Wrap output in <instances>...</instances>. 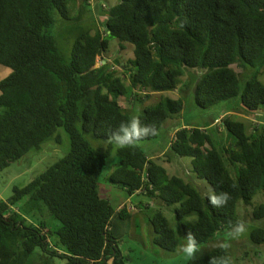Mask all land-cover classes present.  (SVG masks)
I'll list each match as a JSON object with an SVG mask.
<instances>
[{
	"label": "trees",
	"instance_id": "16d2710c",
	"mask_svg": "<svg viewBox=\"0 0 264 264\" xmlns=\"http://www.w3.org/2000/svg\"><path fill=\"white\" fill-rule=\"evenodd\" d=\"M74 1L0 0V66L12 70L0 81V172L40 150L60 128L71 141L65 158L27 186L15 187L8 201L0 200V264H30L37 250L66 264H126L112 231L115 210L99 192L103 170L117 148L107 137L135 116L121 98L146 104L157 93L179 90L182 78L196 71L200 76L193 96L202 109L228 104L224 114L233 110L254 117L264 112L259 79L264 69V0H119L105 7L106 32L82 30L67 59L52 29L57 13L72 20ZM81 19L76 16L75 21ZM111 38L120 42L121 50L134 48L133 60L124 64L121 57L116 59L119 70L105 59ZM235 65L247 72L245 80ZM184 101L163 96L141 110L137 117L142 124L155 125L158 134L116 149L120 163L111 182L131 197L138 193L168 207L179 205L176 214L184 235L192 232L203 245L241 221L240 204L250 206L259 193L264 196V126L250 133L244 121L225 118L224 134L234 138L229 146H219L223 140L218 143L206 126L177 130L171 151L190 158L195 175L213 190L231 196L226 206L214 208L192 183L171 176L140 146L157 139L164 124L182 114ZM88 135L108 147L93 145ZM44 208L59 221L57 230L45 222L28 225L20 213ZM127 212L124 208L118 215L126 219ZM254 218L264 219V204ZM153 226L159 246L177 251L180 239L161 211ZM251 241L263 246L264 228L254 230ZM222 255L230 253L216 248L188 264H209L211 257Z\"/></svg>",
	"mask_w": 264,
	"mask_h": 264
},
{
	"label": "rangeland",
	"instance_id": "374dc122",
	"mask_svg": "<svg viewBox=\"0 0 264 264\" xmlns=\"http://www.w3.org/2000/svg\"><path fill=\"white\" fill-rule=\"evenodd\" d=\"M118 2L119 0H75L72 5L73 14H70L71 21L63 20L57 13L52 35L58 44L60 53L67 59L72 58L74 44L82 30H91L93 33L100 30V32L104 34L106 32V8L110 9L116 6ZM76 16H81L82 19L80 22L75 21ZM126 46L127 48L125 50H121L120 42L115 38L110 39V52L105 55V59L111 64H114L116 70H119L116 63V59L119 57H121L122 63L124 64L127 63L129 59H134V48L131 45ZM101 60L102 58H99V65H101ZM233 68L241 75V78L245 80L244 77H246L247 72L241 70L237 65ZM248 70L250 71V69ZM11 72V69L0 66V81L9 76ZM199 76L200 73L196 71L188 72L187 75L182 78V84L179 90L167 92L164 95L157 93L147 101L146 104L130 103L123 98H121L120 101L128 111L135 109L132 114L138 116L141 114V110L146 106H154L163 96L173 99L182 98L185 100V107L182 114L175 117L174 121H167L157 139L142 142L140 146L151 159L163 165L171 176L184 178L205 195L208 191L213 189L206 180L199 179L195 175L193 172L192 160L190 158L176 156L171 151V143L176 137L177 130L185 125L206 126L210 128L211 134L218 143H221V140H223V144H219V146H229L234 142V138L229 137L228 133L224 134L225 130L222 123L225 118L233 117L234 119L244 121L250 133H252L255 128L264 126V112L261 111L255 114L254 117H248L246 114L240 113L236 115L233 110L232 112L224 114L226 113L225 111L228 110V108H226L229 106L228 104H222L207 110L202 109L197 105L195 97L193 96L195 84ZM259 79L264 84V69ZM2 110L3 109H0V111ZM217 117H220L219 121L214 123L213 120ZM57 138L60 139V142H57ZM87 139L95 146L105 145L108 147L109 145L105 142L94 141L90 135L87 136ZM116 149L112 152L101 175L99 192L111 202L115 210L112 231L119 239V249L125 263L188 264L190 260L179 252L180 246L185 242L183 239L185 236L182 229L183 222L178 221L176 214L179 205L176 204L168 207L162 200L152 199L144 195L131 197L126 189L112 184L111 178L120 163V158ZM70 151V137L63 128H60L40 150L32 151L20 163H15L3 172H0V200L8 201L13 196L15 187L27 186L46 172L47 169L65 158ZM26 201L27 200H24L19 203L17 208H22ZM262 204H264V196L259 193L250 206L240 204L237 208L238 217L240 220L246 222L248 231L241 239L230 241L231 247L227 250L230 253L233 264H262L264 262V245H256L251 241L252 232L258 228H264V219L257 220L254 218V211ZM124 208L128 210L127 214L129 218L122 219L120 215H118ZM134 208L138 211H134ZM159 211L168 218L171 227L176 231L180 239V246L175 252L166 251L158 244L160 237L155 234L153 222L155 215ZM16 212L19 213L18 209H16ZM20 213L25 217L28 225H39L41 222H45L53 231L57 230L60 226L59 221L53 218L46 208H44L42 212L34 211L25 213L20 210ZM190 220L192 223H195L196 217H191ZM226 234L227 231L220 232L208 244L199 245L201 253H198L197 256L209 254L214 249L218 248L215 247V244L225 240ZM51 244L55 245L54 239L51 240ZM51 249L55 250L54 247H51ZM30 264H66V262L59 258L49 257L42 253L41 250H37L31 257Z\"/></svg>",
	"mask_w": 264,
	"mask_h": 264
},
{
	"label": "clouds",
	"instance_id": "9594fccd",
	"mask_svg": "<svg viewBox=\"0 0 264 264\" xmlns=\"http://www.w3.org/2000/svg\"><path fill=\"white\" fill-rule=\"evenodd\" d=\"M182 26V25H181ZM105 63V62H104ZM158 134V129L153 124H142L137 116H132L128 121L122 122L107 137L110 144H114L118 149L135 146L142 140ZM208 203L214 208H222L227 205L231 196L226 191L216 192L210 190L205 194ZM248 227L245 221H238L229 227L226 239L215 244L221 250L231 247L230 241L239 240L246 235ZM184 243L180 246L179 252L187 259L195 261L197 254L201 253V248L192 232H188L184 237ZM209 264H233L232 258L227 255L211 257Z\"/></svg>",
	"mask_w": 264,
	"mask_h": 264
},
{
	"label": "crops",
	"instance_id": "0c3cea01",
	"mask_svg": "<svg viewBox=\"0 0 264 264\" xmlns=\"http://www.w3.org/2000/svg\"><path fill=\"white\" fill-rule=\"evenodd\" d=\"M248 119H251V118H248ZM136 195H139L138 193L137 194H135L134 196H136ZM128 211V210H127ZM132 211H133V209H132ZM134 211H138L136 208H134Z\"/></svg>",
	"mask_w": 264,
	"mask_h": 264
}]
</instances>
